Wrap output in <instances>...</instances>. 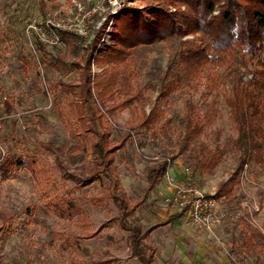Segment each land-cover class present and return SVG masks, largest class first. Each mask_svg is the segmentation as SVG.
<instances>
[{
    "label": "rangeland",
    "instance_id": "obj_1",
    "mask_svg": "<svg viewBox=\"0 0 264 264\" xmlns=\"http://www.w3.org/2000/svg\"><path fill=\"white\" fill-rule=\"evenodd\" d=\"M147 1L0 0V158L9 154L22 163L8 174L0 173V264H70L71 259L99 258L138 264L126 246L128 232L118 224L120 212L109 196V181L106 188L97 182L77 186L62 177L54 162L57 155L72 171H80L86 160H93L76 150V138L69 130L78 123L62 119L57 107L67 109L66 85L78 83L90 50L91 77L114 71L125 78L115 88L119 91L110 94L103 89L102 97L90 84L92 106L106 110L114 100L118 104L125 98L127 90H137L140 95L133 107L143 105L148 110L158 100L162 109L153 129L134 130L115 152L125 193L131 203H139L127 220L137 219L143 226L163 222L148 237L156 264H231L232 259L236 264H264V150L259 159L244 154L235 143L237 130L225 102L229 81L224 69L209 63L193 75L184 68L177 51L180 40L191 35L138 46L125 64L114 68L98 56L113 42L114 16L123 7H142ZM47 15L69 16L75 29L58 32L60 44L42 43L40 48L37 35L27 26L31 19ZM209 72L213 84L206 78ZM176 78L179 85L158 99L164 86ZM72 88L79 90L78 84ZM187 103L202 125L204 160L193 146L178 153ZM129 117V108L114 109L108 125L112 141L127 132ZM166 122L170 128L164 134L161 127ZM95 127L100 134L97 123ZM42 142H52L54 149L46 150ZM31 155L48 178L28 167ZM242 157L245 162L240 164ZM163 158H168V167L143 195L149 168ZM182 176H189L215 198L205 225L193 223L171 196L168 177ZM65 190L83 210L72 219L59 217L52 205ZM91 233L92 237L85 236Z\"/></svg>",
    "mask_w": 264,
    "mask_h": 264
},
{
    "label": "trees",
    "instance_id": "obj_2",
    "mask_svg": "<svg viewBox=\"0 0 264 264\" xmlns=\"http://www.w3.org/2000/svg\"><path fill=\"white\" fill-rule=\"evenodd\" d=\"M183 6L184 8H182ZM149 10V12L147 11ZM146 12L149 14L146 16ZM116 32L113 42L107 45L106 50L98 51V56L104 62H112V68L125 64L129 55L141 45L152 44L156 41H166L172 37L191 38L180 40L178 49L179 62L193 75H198L209 64L223 68L229 81L228 94L225 102L234 127L237 130L236 145L243 149L244 154L263 158L264 150V0H149L142 7L121 9L116 16ZM63 33H67L63 31ZM96 42V41H95ZM39 47L43 45L38 41ZM95 44L92 46L94 47ZM91 48V47H89ZM90 53V54H89ZM86 54L85 63L81 69L78 81L79 90L72 87L77 84L68 83L66 91L67 109L59 105V115L66 122L75 120L78 127L70 129L72 138H76L74 146L84 157L87 154L93 160H86V166L80 171H72L57 155H54L55 165L62 177L71 180L77 186H88L97 182L106 188V179L109 181L110 194L120 215L118 224L128 234L125 242L132 256L138 264H156L154 248L148 240L149 234L160 224L154 223L143 226L137 219L128 221L136 210L137 203H131L119 178L115 165V152L119 150L131 137L136 129L151 130L161 112L158 100L145 110L141 105L133 107L140 93L136 90L124 93L125 98L118 104L113 101L106 110H98L91 105L93 88L99 90L97 97H102V90L112 94L117 85L125 78L114 71L103 72L90 76L91 50ZM77 67L81 68L79 63ZM207 80L213 84V74H207ZM179 85L178 78L167 83L157 98H163ZM107 88V89H106ZM129 108L130 117L127 120L128 129L118 141H112L109 128L110 115L114 109ZM194 107L187 103L184 114V132L178 141V153L182 154L190 146L199 150L204 160L206 145L200 140L202 125L198 122ZM96 123L101 129L97 132ZM166 122L161 131L166 134L169 129ZM46 150L54 149L52 142H42ZM240 164L245 157L240 158ZM20 162V163H19ZM22 164L9 154L0 158V173L8 174L15 165ZM28 167L35 174L43 173L48 178L44 167L37 168L35 158L30 157ZM168 166V158H163L152 165L146 177L147 185L143 195L153 189L160 181ZM68 193V190L59 196V200L52 205L59 213V217L72 219L83 212L80 204ZM172 215L169 220L179 216ZM165 223V222H164ZM94 233L85 234L92 237ZM112 258H99L90 261L70 260V264H114ZM231 264H236L232 259Z\"/></svg>",
    "mask_w": 264,
    "mask_h": 264
},
{
    "label": "built area",
    "instance_id": "obj_3",
    "mask_svg": "<svg viewBox=\"0 0 264 264\" xmlns=\"http://www.w3.org/2000/svg\"><path fill=\"white\" fill-rule=\"evenodd\" d=\"M73 26L69 16L58 19L47 15L40 20L31 19L27 28L37 35L41 43L58 45L61 43L58 32L72 31L75 29ZM167 183L172 190L173 200L180 204L190 220L197 225H205L212 215L215 198L206 194L189 176L168 177Z\"/></svg>",
    "mask_w": 264,
    "mask_h": 264
}]
</instances>
